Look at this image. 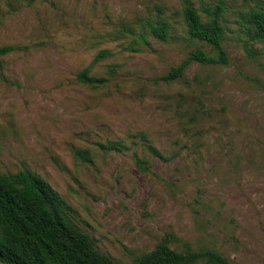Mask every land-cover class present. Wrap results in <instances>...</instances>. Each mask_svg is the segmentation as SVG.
<instances>
[{
  "label": "rangeland",
  "instance_id": "obj_1",
  "mask_svg": "<svg viewBox=\"0 0 264 264\" xmlns=\"http://www.w3.org/2000/svg\"><path fill=\"white\" fill-rule=\"evenodd\" d=\"M184 1L0 0V174L41 177L112 264L161 243L264 264V39L246 22L264 0H186L202 21L222 2L227 62L165 83L191 52L217 56Z\"/></svg>",
  "mask_w": 264,
  "mask_h": 264
},
{
  "label": "trees",
  "instance_id": "obj_2",
  "mask_svg": "<svg viewBox=\"0 0 264 264\" xmlns=\"http://www.w3.org/2000/svg\"><path fill=\"white\" fill-rule=\"evenodd\" d=\"M222 2L214 10L203 9L207 16L202 21L197 11L189 1L183 2L181 10L187 34L191 39L205 42L211 46L216 58L200 50L191 52L176 67L158 81L170 83L182 77L185 69L192 62L205 65L226 64V55L221 46L222 28L218 22L223 12ZM247 27L252 38L264 39V3L257 4L256 9L247 13ZM149 33L159 41L164 42L167 36L165 23L147 25ZM7 49L0 50L5 53ZM104 53L96 57L102 58ZM89 69L77 75V82L95 87L102 80L90 78ZM101 147V146H100ZM108 149L119 150L114 143L107 145ZM152 155L161 157L153 148ZM79 158L84 159L78 153ZM143 168L144 162L137 161ZM173 239V237H169ZM0 263L2 264H112L94 247L89 238L76 231L64 217L63 202L57 193L41 177L28 170L14 174H0ZM233 264L228 259L210 249L191 251L186 249L178 252L171 249L167 243L157 245L154 250L134 259L133 264Z\"/></svg>",
  "mask_w": 264,
  "mask_h": 264
}]
</instances>
